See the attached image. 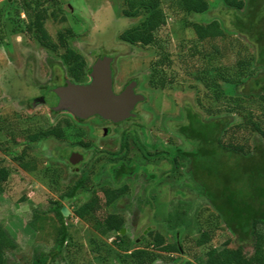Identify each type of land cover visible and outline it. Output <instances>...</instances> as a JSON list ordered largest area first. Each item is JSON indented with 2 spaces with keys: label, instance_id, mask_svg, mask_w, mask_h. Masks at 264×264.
Wrapping results in <instances>:
<instances>
[{
  "label": "trees",
  "instance_id": "obj_1",
  "mask_svg": "<svg viewBox=\"0 0 264 264\" xmlns=\"http://www.w3.org/2000/svg\"><path fill=\"white\" fill-rule=\"evenodd\" d=\"M14 2L24 18L0 24V44L7 46L15 35L28 38L56 58L65 79L77 84L89 81L90 67L72 46L76 38L74 30L63 26L52 38L45 29L48 19L65 25L67 19L62 0ZM121 3L123 17L141 19L125 29L119 40L130 46L151 49L156 57L151 60L146 78L149 89H173L175 78L167 72L175 61L166 49L168 43L164 44L158 35L167 17L179 21L191 43L189 49H182L185 59L176 55L178 63L184 67L189 62L192 65L191 60L196 59L205 65L199 67L200 73L195 78L202 85L199 86L202 91L197 87L194 89L195 107L183 105L182 119L172 128L183 147L166 145L162 141L150 145L142 131L138 132L142 126L134 124L122 131L119 151L106 153L107 158L120 161L119 170L113 174L115 184L123 178L135 177L137 171L142 172L147 185L143 200L148 209L152 206L148 218L158 224L146 227L142 238L124 239L120 236L124 227L120 214L109 213L97 220L93 213L94 199L79 206L73 203L77 193L88 191L83 178L78 176L56 200L47 199L50 203L48 211L33 210L26 227L34 231L36 239L49 226L50 230L45 234L50 235L52 248L50 253L44 254L39 246H34L29 264H48L58 254L69 251V246H75L71 242V225L65 223L69 215L62 213V208L69 210V205L74 206L72 213L77 219L93 220L92 227L99 235L116 234L118 253L114 257L119 264H154L158 260L171 264H264V0H171L167 13L160 8V0H121ZM216 11L222 15L229 13V24L214 16ZM203 14L206 15L204 20L191 19L192 15ZM226 37L241 40L237 59L229 66L220 65L219 58H215L220 48L205 45L208 41ZM199 45L209 47L211 51H198ZM241 46L245 47L244 52ZM134 80L137 81L136 78L129 79ZM53 88L55 85L47 87ZM49 109L52 117L59 114L53 107ZM137 117H130L127 122ZM36 120V116L26 114L0 113V153L7 154L23 172L37 174L41 180L54 183L57 182L54 178H60L61 171L55 169L53 163L39 167L38 157L32 155V149L47 141H63L72 133L76 137L79 131L66 116L51 126ZM129 138L133 139L142 157L137 163L124 159ZM74 142L81 143L73 141L69 146H74ZM3 162L0 159V196L6 193L12 173ZM159 169V173L156 172ZM180 170L188 182L174 191L177 195H187L184 194L166 215L167 201L161 193L168 188L166 180L177 178ZM189 189L194 191L193 196L185 192ZM125 191V186L102 188L105 205L114 208ZM25 199L23 195L16 202ZM193 206L195 210L190 219L188 213ZM193 232L196 235H192ZM224 232H227V238L216 244ZM169 234L171 241L167 238ZM15 249V241L0 223V264H9L6 253Z\"/></svg>",
  "mask_w": 264,
  "mask_h": 264
},
{
  "label": "rangeland",
  "instance_id": "obj_2",
  "mask_svg": "<svg viewBox=\"0 0 264 264\" xmlns=\"http://www.w3.org/2000/svg\"><path fill=\"white\" fill-rule=\"evenodd\" d=\"M14 1L0 0V24L6 21L14 22V20H18L17 18L21 20L24 18L20 7L15 5ZM170 2L171 0H160V8L163 12H168ZM62 3L63 9L65 8L67 21L65 25L60 26L53 20L48 19L44 25L48 34L54 38L55 32L61 27H71L76 34L72 46L81 54L88 67L91 68L94 61L98 58L111 57L117 85H123L129 79L136 78L139 84L138 90L144 93L146 98L138 106L137 119H133V121L123 126L113 127L114 130L110 132L111 136L109 137L102 138V134H108L109 130H106V128L103 131L101 124H98L99 119L92 118L85 124V128L84 125L76 127L77 131H79V135L77 134L76 137L72 133L69 138L63 141L51 140L52 142L47 141L46 144L34 147L32 155L38 157L39 167L53 163L55 169L61 171V174H59L60 178L58 180L54 178L53 180L57 182L47 183V180H41V177L37 174L23 172L9 159L10 157L7 154L0 153V159L4 161L3 164L12 169L6 193L0 196V223L16 244V249L13 252L6 253L9 264H24L27 262L29 264L34 246H39L44 254L51 252L52 239L49 234H45L49 232L50 227L47 226L35 239L34 231L28 230L26 223L30 221L33 210L48 211L50 203L47 199L56 200L63 189L70 185L75 177L79 176L78 173L75 176V172L68 168L61 158L59 159L60 155L65 157L67 153V147L60 148V145L70 144L73 141H88L90 144L88 146L90 159L95 151L92 150L93 148L96 150H110L111 152L117 149L118 137L122 133L123 127L125 126L124 128H126L135 124L142 126L143 129H138V132L142 131L149 144L162 141L166 145L183 147L181 141L174 136L172 128L182 119L181 107L183 105L185 107H195L194 98L196 95L194 89L195 87H202L201 82H196L195 78L197 73H200L199 67L205 66L204 63H199L196 59H193L191 60L192 65H190V62L184 64L186 69L178 63L176 55H182V58L185 59L182 49L184 51L187 50L191 43L189 42V36H185L188 33L184 30L182 31L179 21H176L173 17H167L165 26L160 29L158 34L164 44L168 43L167 48L166 45L165 48L170 51V57L175 61L171 65L172 68L168 69L167 72L175 78L172 85L173 89L154 91L149 89L146 84L151 60L154 61L156 58L153 55V51L130 46L119 40V35L125 29L136 25L141 18L129 19L123 17L121 15V0H62ZM228 14L222 15L220 12H214V16L224 19L226 24H229L231 19ZM205 18L206 15L204 14L192 15L191 17V19L197 21ZM238 41L236 38L229 37L224 39L216 38L211 40L210 43L208 41V44L205 45L220 48V52L215 58H219L218 63L220 65L229 66L237 59V51L241 45V40L239 41L240 43ZM201 45L198 46V51L202 50L204 53L211 51L209 47L207 49L206 46ZM242 47L244 52L245 47ZM58 63L55 57L49 55L30 39L22 36L15 35L10 38L7 46L0 44V113L4 115L15 113L16 115L23 114L24 116L26 114L29 117L36 116V121H43L44 124L50 126L64 118L66 113H59L57 116L52 117L46 105L32 103V105L28 106L31 102L30 99L38 97V95L43 97L49 106L55 104L56 99L51 92L49 93L47 87L50 88L51 85H57V83L51 82L50 79L55 75L56 77L61 76V69L58 68ZM188 65H190L189 68ZM191 85L194 86L193 89L189 88ZM102 124L105 125L104 122ZM73 144V147H75L76 143L74 142ZM68 148L70 147L68 146ZM127 157H132V159L137 161L142 160L141 155L135 148L129 151ZM102 160L100 159L97 162V167L102 165ZM146 167L153 168L151 164H146ZM160 170L156 172L159 173ZM183 175L182 170H180L177 178L166 180L168 188L163 190L165 193H161V197L167 201L164 206L166 215L178 205L181 198H184L185 193L182 196L180 194L177 195L174 191L182 183L188 182L187 177H183ZM107 184L109 187H113L112 184ZM122 186L126 187V191L119 205L114 208L105 205L104 197L101 191L97 189H95L96 191L94 190L95 192H91L87 198L86 195L80 194V192L77 193L73 203L79 206L94 199L93 213L97 220L103 219L109 213L120 214L124 219V232L120 233V236L131 240L140 235L144 236L145 233L143 234V231L145 232L146 227L157 222L156 220L150 221V218H148L150 216L149 213L151 214L150 207L152 206L148 209L143 200L144 188L147 185L141 171L130 180H122L118 188ZM185 192L192 194V196L194 194L191 189ZM23 195H25L26 199L22 202H16ZM64 205L67 206L66 203ZM68 207L69 217L65 219V223L71 225L70 232L73 237L71 242L75 246H69V251H63L54 260H50L47 263L119 264L114 257L115 253H118L115 246V243L118 242L116 234L109 232L106 235H99L92 227L93 220L89 218L84 220L77 219L72 213L74 206L69 205ZM194 210L195 207L193 206L188 213L190 219L193 217ZM160 212L162 211L160 210ZM48 215L52 214L48 212ZM192 235H196V233L193 232ZM167 236L168 240L171 241L172 235L169 234ZM227 236V232H224V235L220 237V240L218 239L216 244L224 241ZM247 252L250 253L251 251L248 250ZM154 264L171 263L158 260Z\"/></svg>",
  "mask_w": 264,
  "mask_h": 264
},
{
  "label": "water",
  "instance_id": "obj_3",
  "mask_svg": "<svg viewBox=\"0 0 264 264\" xmlns=\"http://www.w3.org/2000/svg\"><path fill=\"white\" fill-rule=\"evenodd\" d=\"M111 63V57L98 58L90 68L87 83L76 84L67 81L64 86L57 87L54 93L58 102L53 110L67 112L79 120L97 116L112 123L134 117L132 111L138 102L144 101V97L134 93L136 86L134 81L120 93H114ZM81 159L80 154L73 153L69 156L72 165L77 164ZM62 213L66 215L65 208H62ZM123 232L122 229L120 233Z\"/></svg>",
  "mask_w": 264,
  "mask_h": 264
},
{
  "label": "flooded vegetation",
  "instance_id": "obj_4",
  "mask_svg": "<svg viewBox=\"0 0 264 264\" xmlns=\"http://www.w3.org/2000/svg\"><path fill=\"white\" fill-rule=\"evenodd\" d=\"M111 69H112V63H111ZM61 76L56 77V75H55V76H52L53 78L50 79V81H53V83L54 82L57 83V85H55V88H53L52 90L48 89L49 93L51 92V94L56 99V102H55L54 105L49 106L48 103L45 101V99L43 97H40V95H38V97L32 98L30 105L32 103H35V104H38L39 103L38 105H46V106H48V108H50V107H53L54 108L57 105V102H58V98L55 95L54 90L57 87L64 86L67 81H69L71 83H75V82H73V81H71L69 79H65L64 75H63V77H61ZM87 82H85V83H87ZM131 82L132 81H129L128 80L127 83H125L123 85H121V84L120 85H117L116 79H115V76H114V72H113V69H112V86H113L114 93H120ZM134 82H136V86L134 88V93L135 94L142 95L144 97V100H145V98H146L145 97V94L142 93V92H140L138 90V87H139L138 81L134 80ZM80 84H84V82L83 83H80ZM142 103L141 102H138L135 105L134 110L132 111V113L134 114V116L137 117V114H138V112H137L138 106L141 105ZM58 112L59 113H66V119L68 121H70L72 124L74 123L73 125H75V127H77L79 125L80 126H83L84 125V128H85L86 127L85 124L88 123L92 118L99 119V121H98L99 123L98 124H101V128L103 129V131H105L104 129H106V128H107L106 130H109L108 134H105V133L102 134L103 135L102 138L111 136V133L110 132H112L114 130V128L123 126V125H125V124L128 123L127 122L128 119H126V120H124L122 122H119V123H112L110 121H104V120L100 119L97 116H95V117L93 116V117H90V118H87V119H84V120H79V119L75 118L74 116H72L71 114H69L67 112H63V111H58ZM102 122H104L105 125H103ZM124 127H123L122 131L124 130ZM85 136H86V134H85ZM121 136H122V133H120V135L118 137V148L115 149L114 151H112L113 153H115V152L117 153L119 151L120 146L122 145L121 144L122 143ZM80 142L81 143H76L75 147H73V146L70 147L69 144H65V145L63 144V145H60L59 146L60 148L67 147L66 148L67 149L66 150L67 151L66 156L65 157H62L60 155L59 156V159L61 158L63 160V162L68 166V168H70L72 171L75 172L74 174H77L78 173L79 176H81V178H83V184H85V189H87L88 191L87 192L83 191L80 194L86 195V198H87V196L91 192H93L95 189L101 191L102 188H105L106 186H109L108 184L106 185V183H110V184L113 185V187H109V188H114L115 186L118 188V186L121 184L122 180H124V179L130 180V179L134 178V177H132V178L131 177L130 178H123V179H121V181L119 182V184H115L113 182V174H115V171H118L119 170V162L120 161H117L115 158L114 159L107 158V156H106L107 154L106 153L111 152L110 150H104V149H97L96 150L92 146H91L93 148L92 150H95V151L93 153L92 158L89 159V154H88L89 147L88 146H90V144L88 143V141H86V142L85 141H80ZM128 145H129L128 146V152H126V155H125L124 159L125 160H133V161H135V163H137V160L136 159H132V157L131 158H129V157L126 158V156L129 154V151L132 150L133 148H135V150L138 152L136 146L133 143V139L132 138H129V144ZM150 145H152V144H150ZM68 146L70 148H68ZM73 153L80 154L82 156V159L77 164H75V165H72L69 162V156L71 154H73ZM100 159H103L102 160L103 163H102L101 166H98L97 167L96 164H97V162ZM117 159H120V156H117ZM138 172L139 171H137V173L134 176H136L138 174ZM95 183H96V185H95ZM120 200L121 199H118V202L119 203H120ZM119 203L118 204H115V206L116 205H119ZM145 232L143 231V234Z\"/></svg>",
  "mask_w": 264,
  "mask_h": 264
},
{
  "label": "clouds",
  "instance_id": "obj_5",
  "mask_svg": "<svg viewBox=\"0 0 264 264\" xmlns=\"http://www.w3.org/2000/svg\"><path fill=\"white\" fill-rule=\"evenodd\" d=\"M113 60V59H112ZM65 210H66V215L68 214V212H67V209L65 208Z\"/></svg>",
  "mask_w": 264,
  "mask_h": 264
}]
</instances>
